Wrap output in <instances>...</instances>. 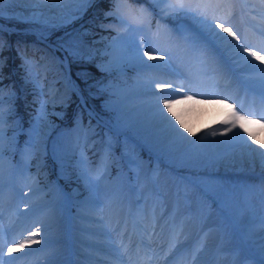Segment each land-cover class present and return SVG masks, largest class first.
Instances as JSON below:
<instances>
[{
    "label": "rangeland",
    "instance_id": "rangeland-1",
    "mask_svg": "<svg viewBox=\"0 0 264 264\" xmlns=\"http://www.w3.org/2000/svg\"><path fill=\"white\" fill-rule=\"evenodd\" d=\"M92 1L88 0L82 4L63 2V0H44L38 4L21 2L12 6L20 13L18 18H9L6 11L3 18L7 21H1L7 25H14L8 22L16 20L32 22L35 28L26 27L34 28L41 36V39L35 38L28 41L29 53L25 59L29 63L26 64L24 59L23 79L19 84L22 91L26 89L27 84L37 85L40 102L36 109L39 117L42 112L44 113V119H38L36 125H20L18 121V128L14 133H23V137L7 138V130L3 127L5 138L0 167L4 168L0 171V180L8 181V185L7 194L5 193L2 201L10 205H14L16 200H20L21 203L19 212L11 216L15 215L17 221L19 215L22 217L21 211H24L26 216L29 214V218L33 214L42 212L38 219L39 223L36 224L40 225L50 215L53 216L54 210L59 212V216L57 214L54 216L55 222L62 228L61 231L57 233L51 229L42 239L38 237L35 240L38 241L35 243L37 246L46 249L42 259L48 261V264H62L67 258L68 264H118L113 260L115 258L121 260L122 264H133L132 256H123L124 253L117 250L120 242H117L108 231L109 226H112V229L118 228V219L115 220L114 215L117 211L114 210L117 201L123 198H125L124 202L128 201V207H125L124 213L120 212L121 215H126L128 212L136 215L149 214L154 211V208L156 211L162 208L161 212L167 214L169 210L179 211L178 217L184 223L186 220L190 224V229L180 234L178 246L181 248L188 245L187 249L192 253L194 249H205L208 239L201 240L195 235L193 237L191 227L194 230L199 222L211 221L216 233L229 231L226 234V240L224 239L219 245L218 251L225 249V256L229 254L230 259L235 257L236 263L234 264H260L261 259L258 252L252 247L254 236H259L257 233L261 231L264 232V195L261 194V189H264V163L250 161L251 163L241 162L237 165V161L232 158L238 151L243 152V143L235 145L237 137L245 136L249 145L253 141L248 137L247 132L236 127L224 134L225 129L230 127L225 124L220 129L221 135L226 138V141L232 143V145L225 146V149L220 146H204L198 142L190 144L185 141L174 144L167 128L160 123L156 114L144 116L151 112L156 113V108L152 104L147 105V99L145 102L126 100L124 92L133 88L139 75L146 77L149 82L163 80L157 75L155 69L165 67L178 74V78L184 84L183 88L203 90V94L211 93L210 87L215 89L218 87L219 91L223 90L222 85L226 83L224 80L229 85L233 81L232 75H230L232 78L228 77V80L225 78L226 73L222 68L224 60L220 58L215 49L209 50L201 58L198 52L185 44L181 33L193 34L192 15L201 11H207L210 21L212 17H215L219 23L231 28L229 22L239 9L251 12L250 15L245 16L246 18L244 17L246 21L249 20L247 23L248 27L251 25L250 30L253 31L256 28L257 31L262 32L264 31V21L261 19L264 17L262 13L264 12V0H155L150 2L152 5L150 9L143 5L133 9L126 3V0H117V16L105 21V24L112 29V33H105L109 44L103 46L106 42L104 41L102 45H96L93 52L86 54V51L83 52L85 41L78 38L79 29L73 24L80 23L79 20L85 16ZM180 3L185 5L184 9L179 8ZM170 5H175V10ZM8 7L6 4L5 9L7 10ZM141 10L146 11L141 14ZM133 16L138 18V22H133ZM238 21L242 24L240 22L242 18ZM66 28H72L63 41L72 56L82 55V59L92 60L93 64L95 62L94 65H97L102 58L96 50L100 46L102 52L107 53L111 58L106 63L108 68L126 70V79L123 84L115 88L103 85L96 94L98 98H95V103L99 108L107 110V115L113 117L111 120L113 128L105 131L100 139L102 150L94 157L88 155L82 147L83 141L89 142L93 137H90L83 129L79 117L66 129L59 131L52 141L50 140L55 123L49 119L47 112L49 108L45 106L46 103H52L48 101L51 99V92L47 85L61 74H68L69 63L64 49L50 41L49 37ZM115 37H119L124 47L132 52L142 46L153 57L145 56L144 61L147 64L161 67L151 68L152 72L149 71V73H141L142 68L133 58L117 65L111 48V41ZM239 37L241 44L250 48L254 47L251 45L254 42L245 34ZM93 41L95 43L96 39ZM230 41H232L230 46L236 44L233 39ZM141 42H143L142 45ZM55 64H59L61 69L53 70L57 68ZM224 64L227 66L226 61ZM80 72L77 77L71 76L75 84H83L87 80L83 72ZM262 75L264 74L260 72L253 73L250 79L260 82ZM256 88L260 89L259 86ZM73 91L78 93L73 89L66 94L65 99L57 102L65 101ZM236 92L237 96L244 94L246 101L250 98L256 101L259 98L255 92L245 93L242 89H237ZM9 96L8 83H1L0 103H2L3 111L5 110L3 126L8 122L9 99H13ZM167 97L170 100L174 99L173 95H167ZM143 105L149 113H140L142 110L139 108ZM175 111L187 127L191 128L194 136L210 131L206 128L212 125L213 119L200 124H194V122L189 124L187 121L189 111L186 107L181 104L175 105ZM164 112L175 122V117H172L171 113H167L166 109ZM231 117L229 116L227 120ZM261 118L264 121V117ZM44 120L48 121L51 130L44 143L45 153L39 158V154L36 153L40 147L38 134L43 127ZM176 127L182 133L188 132L185 128H180L178 123ZM247 127L252 130L251 125ZM237 133L240 136H237ZM254 133L259 139V132ZM15 140L19 141V144ZM5 145L8 150L3 149ZM51 147L56 150L55 158L64 164L69 163L76 166L78 175L86 182L87 193L81 199H75L72 191H65L56 178L45 185H38L37 173L31 169L33 166L38 168L42 165ZM261 148L264 150V147ZM160 149L162 153L158 155L156 150ZM143 150L148 156L142 155ZM263 150H259V153L264 152ZM249 153L253 156V151L250 150ZM62 156L68 157L62 159ZM229 157L232 159L230 164L227 162ZM239 158L242 157L239 156ZM112 161H117L116 170L110 175L108 169ZM225 168L227 170L222 171ZM61 172L63 173L64 169L61 168ZM129 207L132 211H128ZM3 214L4 211L0 210L1 220ZM172 214V218L165 222L171 229L173 221L177 218V213ZM3 223L11 228L23 222L6 221ZM137 225L140 228L141 223L138 220ZM237 226L242 228V233L238 231ZM104 230L107 231V235L103 238L93 235L95 232L100 233ZM194 238L195 244L189 245L191 239ZM61 239L67 240L62 253L58 249L59 246L52 245L53 242ZM136 242L137 240L133 242V246ZM138 243L145 242L142 239ZM261 245L264 246V241ZM67 248L73 249V253L78 254L79 258L73 260L72 253L69 254L70 251ZM64 253H68V257H61ZM172 255L169 254V257ZM158 262L164 263L163 260ZM201 262L198 261V264Z\"/></svg>",
    "mask_w": 264,
    "mask_h": 264
},
{
    "label": "bare ground",
    "instance_id": "bare-ground-1",
    "mask_svg": "<svg viewBox=\"0 0 264 264\" xmlns=\"http://www.w3.org/2000/svg\"><path fill=\"white\" fill-rule=\"evenodd\" d=\"M250 13H251L250 11L245 12L239 9L237 13L234 15V17L231 19L229 24L230 26H232L231 29L233 32L236 33L237 36H242L243 34H245V36H247L250 40L254 42L251 43V45L254 46L252 47L253 50L261 51L262 49H264V33H263L264 31L259 32L256 30V28L253 31L250 30L251 25L248 27V23H247L249 20L246 21L247 19H245L246 18L245 16H247V14L250 15ZM239 18H242V21H240L242 24L238 23ZM261 19L264 21V17H261ZM215 31L220 33L221 36L226 37L227 41L233 39L232 36H230L228 33L223 32L219 28H216ZM221 47L223 49L232 48V46H230V44L226 42H221ZM215 51L220 55L221 59L226 61L227 66L224 64V61L222 65V68L226 73L225 78L228 80V77H231L230 75L233 76V81H231L232 83L230 85L226 80H224V82L226 83L222 85L224 87L223 90L219 91L218 87L216 89L210 87L211 93L203 94V90H199V89L192 90V89L183 88L184 84H182L181 80L178 78V74L165 67L162 69L161 68L155 69L157 75L163 78V80L159 79L160 81L149 82L146 80V77H144L143 75H139L137 77V80L133 84V88L128 90V92H124V95H126V100L145 102V100L147 99L148 101L146 102V104L147 105L152 104L155 108L157 102L159 101V105L162 108L163 100L169 99L167 95H173L174 99L171 98L172 100H183L185 95L192 96L193 100L186 101L185 103L181 104L184 107H186L187 110L189 111V113L187 112L188 123L191 124L192 122H194V124H200L205 122L206 120L207 121H211L212 119L213 120H212V125L211 126L207 125L208 128H206L207 130H210L209 132L205 131L203 134L198 133L195 136L193 131L183 133L185 136H187L188 138L187 141H195L198 143H202V145L204 146H211V147L220 146V148L225 149V146L232 145V143L226 141V138L223 135H221L222 132L220 129L223 128V126H225L226 123L224 122L227 120L229 116H232L233 112L247 116L249 120H259L261 124H264V121L261 118L264 117V105H263L264 88L261 87L259 81L255 82V80L250 79V76L253 73L258 72L257 70L252 69L247 63H245L242 60H237L232 58L227 54V52L221 54L217 50ZM261 54L264 55V51H261ZM243 55L247 56L248 53H243ZM253 62L257 64L259 68H264V64H261L259 61H253ZM55 67L57 68L53 70L61 69L59 64L57 65L55 64ZM150 70L151 69L148 68H142L141 73L142 72L149 73ZM156 82L170 83L172 86L164 89V91L161 92V89L156 87ZM236 84L238 86H236ZM229 86L231 87L229 88ZM256 86H259L260 89H257ZM47 88L51 92V99H50L51 101H60L65 99L66 94L73 89L76 91H80L79 89L77 90V86L72 80L70 72L64 75L61 74L54 80H51V82H49V84L47 85ZM237 89L239 90L242 89V91L245 93L255 92L259 96V98L256 101H252L251 98L248 101H246L244 99V94L238 96L236 95ZM139 109L142 110L140 113H149L148 109H146L144 105L141 106ZM154 114L156 113L151 112L149 114H144V116L146 115L152 116ZM162 125L164 126L163 123ZM249 125L252 126V130L250 131L259 132L260 138L257 140L264 142L263 141L264 128H262L260 124H249ZM50 130H51L50 124H48V121L44 120L43 127L42 129H40V133L38 134L40 147L36 150V153L39 154L38 155L39 158H41L45 153L44 143L46 141V138ZM213 132H215L216 135H212ZM243 137L245 138V136ZM239 143H243V148H242L243 152L238 151L236 156L232 157L234 158L233 160L237 161V165H240L241 162L245 164L251 163L250 161H254L255 163H259V164L264 163V158L259 156L260 155L259 152H253L252 154L253 156H251L249 153L251 148L259 149L262 151L263 148H261L260 144H257L255 141H252L250 145L248 143L247 145H245L244 141H242L240 137H237L235 140V145ZM239 156L242 158H239ZM229 159L227 161L228 164H230V161L232 160L231 157H229ZM228 166L230 167V165ZM3 168L0 167V171L3 170ZM226 170L227 168L223 169L222 171H226ZM0 185H2V198H3L5 193L7 192L6 187L8 185V181L0 180ZM124 199L125 198L117 201L116 209L114 210L117 211L116 213H114V215H115V220L118 219L117 222L118 228L112 229V226H109L108 231L111 232V236L115 238L117 242L118 241L120 242V247L117 250L124 253L123 256H132L133 258L131 262L133 264H198V261L199 262L202 261L199 264H207V263L234 264L235 257H232L230 259L231 256L229 254L228 256H225L226 254L225 249L218 251L219 245H221V243L224 241L226 237L227 232H229L228 230L220 231L216 233V230L212 228L213 224L211 221L199 222L197 225H195L194 230L193 227H191L192 228L191 234L193 235V237L195 235V237L199 236L201 240L203 238H205V240L208 239L205 249L200 250L196 257V260L193 261L192 260L193 253L189 249H187L188 245L183 248H181V246H177V248L173 252H169L171 228L165 222H167V220L172 218L173 215L172 213L175 214L177 213V218L175 219V223L178 225H182L183 231L190 229V224H188L186 220L184 223L182 219L178 217V215H180L179 211L172 212V210L171 211L169 210V214H167L166 212L165 213L161 212L162 208L157 209V211L154 208V211L150 212L149 214L136 215L133 214V212L132 213L128 212V214L126 215L125 214L121 215V213L125 212V207L126 206L128 207V201L126 200L124 202ZM20 205H21L20 200L19 201L16 200L14 205L12 204L10 205L8 202H3L2 199H0V210L4 211V214L1 216L2 220L0 219V228H1L0 264H48V261L42 259V255H44L46 249L42 248L41 246H37L35 243H31V241H35L38 237L42 239L44 236L47 235V232L51 229H53L54 232L57 233L61 231L62 228H60L57 222H55V216H54L56 214L59 216V212L55 211L52 208V210H54L55 212L53 216L50 215V217L47 220H44L40 225H36L37 222L39 223L38 219L42 214V212L38 214H33L32 217L29 218L30 217L29 214L26 216V214H24V211H21L22 217L19 215L17 221L15 219V215L11 216L12 214H16L17 212H19ZM128 211H132V208L129 207ZM137 220L141 223V225H139L140 228L137 225ZM6 221L23 222V223H21L20 225L16 224L15 226L10 228L9 225H5L3 223ZM37 229H39L38 233H37ZM257 234H259V236L256 235L254 236L252 248L254 251L258 252V256L261 259L260 264H264V246L261 245V243L264 241V232L261 231ZM93 235L103 238L107 235V231L104 230L103 232L100 233L95 232L93 233ZM128 236L132 237V240H130V237ZM142 239L144 240L145 243L143 244L138 243ZM136 240L137 242L134 245L135 246L134 247L133 242H135ZM25 241H28L29 243L25 247L20 248L19 247L20 244L25 243ZM74 242H78V241H74ZM195 242H196L195 238L191 239L189 245H194ZM65 244H67L66 239H61L57 242L52 243L53 246H59L58 249L61 253L63 246ZM9 247H16L18 250L15 253L9 254L7 252V248ZM67 249L68 251H70L69 254L72 253L73 260L79 258L78 254L73 253V249L70 248ZM69 254L64 253L62 254L61 257H66V256L68 257ZM169 254H173L172 257H169ZM67 260L68 258L62 264H68ZM113 260L117 261L118 264H122L121 260H118L116 258ZM162 260L164 261V263L158 262Z\"/></svg>",
    "mask_w": 264,
    "mask_h": 264
},
{
    "label": "trees",
    "instance_id": "trees-1",
    "mask_svg": "<svg viewBox=\"0 0 264 264\" xmlns=\"http://www.w3.org/2000/svg\"><path fill=\"white\" fill-rule=\"evenodd\" d=\"M126 1L130 6L143 3L147 8H150L149 3L146 1ZM116 6L117 0H93L85 16L79 20L80 23L76 22L73 24V26L75 25L79 29L77 32L78 38L80 40L85 41V47L83 52H93V48L97 45V42L99 43V40H97L95 43L93 42V40L97 37H101L102 35H104V32L107 30L108 32H110L109 28L104 25V21L109 18L115 17V15L117 14ZM108 13L112 14L107 15ZM0 20L7 21L4 18H0ZM8 23L15 24L17 27H35L34 23L22 20H16L14 22ZM71 31L72 28H66L62 31H57L53 36L50 37V39L60 45L65 46V43L63 41L65 37H67L68 33ZM33 38L34 36L30 33H23L21 31H11L10 33H8L7 31L0 29V42H2V47H0V73L2 71L10 73L12 70V66H15L19 77L21 76L23 72V58L26 54H28L27 44L28 41ZM6 41H10V48L5 46ZM100 49V46L96 48L97 51H99ZM98 55L103 56L99 52ZM68 56L72 73L78 76V72L81 71L80 73L83 72V76L87 78V81L84 84H80V88L84 94L87 104L91 106L94 110H96L98 114L100 113V111L101 113H104L102 109L99 110V107L97 108V106L95 105V98H98V96L96 97V94L98 93L104 82H106L109 87H116L118 84L122 83L123 75L117 70H112V68L103 67V65L105 64L104 59L102 60L101 66L99 65L97 67L94 66L92 60L87 61L82 59V55L74 57L71 55V52H68ZM0 79H4V76H2ZM9 85L12 89V92L17 93L19 91L17 82L15 80L10 79ZM38 98L39 95L35 87H32L31 90L26 91L23 97H18L15 95L14 99L10 102V110H12V112L14 113L12 114V117L16 116L19 119H23V121L26 123L30 121L36 123L37 117L34 105L36 104ZM74 99L75 96L70 100L68 104L48 106L49 119L54 123H57V129H60L62 126H64V121L71 117V104L73 103ZM78 108L81 111L80 114L82 117V121L86 122L87 114L85 113L84 108H82L80 104L78 105ZM105 120H107V118H105ZM90 123V127L95 128L96 133L103 129V127L93 119H90ZM97 145L98 142H96L94 146ZM53 173L54 171L50 166V162L46 161V163L41 169V175L44 176L42 180L45 181L47 179L52 178ZM67 176V179H62L66 187H75L76 185H78L81 188L84 185L81 181H78L73 178L72 173Z\"/></svg>",
    "mask_w": 264,
    "mask_h": 264
},
{
    "label": "snow or ice",
    "instance_id": "snow-or-ice-1",
    "mask_svg": "<svg viewBox=\"0 0 264 264\" xmlns=\"http://www.w3.org/2000/svg\"><path fill=\"white\" fill-rule=\"evenodd\" d=\"M21 2H29L38 4L41 2H44V0H0V18H3L7 15L9 18H18L20 13L16 11L13 5L19 4ZM63 2H69V3H86L88 0H63ZM8 5V9H5V5ZM170 7L175 10V5H170ZM180 9H184L185 5L183 3L179 4ZM146 10H141V14ZM112 13H108L107 15H111ZM133 22H138V18L133 16L132 17ZM192 21H193V34L192 35H185L183 32L181 35L183 36L185 44L192 47V49L196 52H198L201 55V58L205 56V54L211 50L215 49L221 54H224L227 52L229 56H231L234 59L242 60L245 63H247L252 69L257 70L261 74H264V68H259L257 64H255L253 61H259L261 64H264V55L261 54V51H264L262 49L261 51L253 50L250 47H246L244 44H241L240 37L236 35L235 32L232 31L230 27H225L224 24L219 23L215 17L209 18V15L207 14V11H201L198 14L192 15ZM219 28L223 32L228 33L230 36L233 37V40L236 41V44L232 45L231 49H223L221 47V42H226L228 44H232V41H227L226 37H223L220 35V33L216 32L215 29ZM143 42H141V45ZM0 47H2V42H0ZM111 48L113 49V56L114 61L118 65L120 62L127 60L129 58L136 59L137 64L141 68H156L161 67L160 65H152L147 64L146 61H144V57L148 56L149 58H153L150 56V52L144 50V48L138 47V49L135 52H132L130 49H127L124 47L122 41L119 37L113 38L111 41ZM243 53H248L247 56L243 55ZM160 59H164V57H160ZM25 63L28 64L29 61L25 59ZM261 87L264 88V75L261 76L260 80ZM172 85L170 83H157L156 87L161 89V92L164 91V89L171 87ZM193 100L192 96L185 95L183 100H169L164 99L163 100V107L161 108L159 105V101L156 105V116L159 119L161 123L165 125V127L168 130V133L170 137L172 138V142L174 144H179L182 142L187 141V137L184 136L182 132H180L179 128L176 127V124L178 123L180 128H185L188 132H191V128H188L187 125L184 123L181 116L175 111V105L185 103L186 101ZM231 107V106H229ZM164 109L167 110V113H171L172 117H175V122L170 119L167 114L164 112ZM38 119L43 120L44 119V113H41V116L38 117ZM226 124L230 125L229 128L225 129V133L231 131L233 128L239 127L243 129L244 132H247L248 137L251 138V140L255 141L257 144H260L261 147H264V142H261L257 140L256 134L249 130L247 125L249 124H260L262 128H264V124H261L259 120H249L247 116L240 115L239 113L233 112L231 119L225 121ZM3 124H4V114H3V106L2 103H0V159H2V145L4 141V131H3ZM212 135H216L215 132L212 133ZM237 136H240L239 133L236 134ZM240 139L244 141V144L247 145V140L240 136ZM190 144H195V141H187ZM250 148V146H249ZM253 152H259L258 149H250ZM262 157H264V152L259 153ZM261 194L264 195V189H261ZM0 199H2V185H0ZM183 231L182 225H178L173 221L172 229L170 232V248L169 252H173L178 244L180 243V234ZM39 232V229H37V233ZM38 241H31V243H37ZM29 242L25 241V243L20 244V248L25 247ZM18 249L16 247H9L7 248V252L9 254L15 253ZM201 249H194L192 260L195 261L196 257Z\"/></svg>",
    "mask_w": 264,
    "mask_h": 264
},
{
    "label": "water",
    "instance_id": "water-1",
    "mask_svg": "<svg viewBox=\"0 0 264 264\" xmlns=\"http://www.w3.org/2000/svg\"><path fill=\"white\" fill-rule=\"evenodd\" d=\"M0 27H3V26L0 25ZM4 27L7 28L8 26H4ZM30 32H31V31H30Z\"/></svg>",
    "mask_w": 264,
    "mask_h": 264
}]
</instances>
